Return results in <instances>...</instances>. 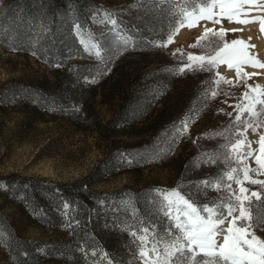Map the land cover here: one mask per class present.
<instances>
[{"label":"rangeland","instance_id":"374dc122","mask_svg":"<svg viewBox=\"0 0 264 264\" xmlns=\"http://www.w3.org/2000/svg\"><path fill=\"white\" fill-rule=\"evenodd\" d=\"M47 1L0 0V16L4 9L12 7L23 16L31 5L43 12L48 10ZM230 2L233 0H180V3L90 0L86 6L94 16L85 23L74 20L71 29L81 47L86 49L90 43L98 46L96 50L107 61L103 67L110 69L105 75H97L101 61L87 50H82L86 58L67 60L65 66L57 68L33 54L35 50L30 45L37 34L32 35L28 44L13 48L9 44L4 46L0 36V176L17 174L65 182L91 173L89 183L101 191H116L123 186L131 191L149 187L161 202L162 214L146 222L141 232L121 227L112 214L108 215L109 204H106V219L99 224L98 235L106 243L111 264H144L139 252L147 253L152 237L159 238L175 223V207L171 216L165 215L167 209L163 204L167 201L161 192L175 190L198 207L219 204L222 200L226 203L230 195L228 184L242 198L250 196L252 191L264 193V185L250 183L251 180L264 182V151L260 144L264 126L253 123L248 127L235 119L237 115L242 120L250 118L247 112L240 113L237 105L248 104L252 97L264 99L258 96L264 92V68L241 63V73L249 74L241 79L236 68L229 69L223 61L203 71L199 70V62L187 59L189 54L214 56L225 43L241 40L244 45L226 49L225 53L247 51L264 63V33L260 31L264 0L244 4L240 15H234L231 22L221 15L220 8L221 3ZM257 4L261 7H255ZM209 7L212 20L199 19L194 21V26H187L189 21L184 12L197 16L201 8ZM235 11L225 9L228 14ZM106 12L111 14V19L105 16ZM161 13L169 20L172 17L163 42L166 47L153 43L135 54L130 50L129 40L135 38L137 29L147 27L150 18ZM180 19L185 20V26L179 25ZM237 19L255 22L241 24L235 22ZM48 25L49 20H44V26ZM89 25L96 27L95 30L89 29ZM206 29L215 33L223 31L224 35H205ZM189 64H193V69L179 72ZM58 72L69 74L70 86L61 95L57 90L62 83ZM260 107L264 106L257 105ZM131 111L137 115L129 114V121L125 114ZM250 119L264 124V115ZM238 139L244 143L234 150ZM249 152L251 155H245ZM123 155H135L136 166L123 161ZM210 157L219 158L210 162ZM257 157L260 164L256 163ZM233 168L237 171L232 175L241 184L227 179L226 173ZM246 168L255 169L247 173V178ZM220 177L224 179L217 190L215 185ZM204 181H210L212 187H205ZM241 187L248 191L241 193ZM122 201L117 197L114 203L120 207ZM24 211L29 212L27 208ZM224 211L227 213L226 207ZM251 211L254 215H264V202L254 203ZM29 219L21 212L18 201L0 195V232L3 233L0 264H71L57 255L9 254L5 248L9 229L36 240L67 241L68 226L54 228ZM231 219L229 216L228 220ZM239 225L237 221L236 226ZM229 226L222 225L225 229ZM256 236L264 240V225L256 230ZM216 239L223 243L222 236Z\"/></svg>","mask_w":264,"mask_h":264},{"label":"trees","instance_id":"16d2710c","mask_svg":"<svg viewBox=\"0 0 264 264\" xmlns=\"http://www.w3.org/2000/svg\"><path fill=\"white\" fill-rule=\"evenodd\" d=\"M89 1L48 0V10L42 12L36 5H31L23 16L13 7L6 8L0 16L1 42L13 48L19 44H28L32 35L37 34L34 43L30 45L34 53L45 63L55 64L57 68L65 66L67 60L86 58L82 53L86 49L78 43V37L72 32L71 26L74 20L85 23L94 16L87 9ZM44 20H49L48 27L44 26ZM171 20L172 17L169 20L162 13L150 18L147 27L137 29L133 34L135 38L129 40L130 50L138 55L153 43L163 44ZM95 28L89 25V29L94 31ZM57 74L62 77L61 85L57 86L61 95V91L65 92L70 86L67 79L69 74ZM135 111L127 112L125 118L131 121L128 115H137ZM134 159L135 155L122 156L123 161L136 166ZM91 176L90 173L84 178L65 182L17 174L0 176V195L18 201L21 212L28 219L54 228L64 224L70 231L67 241L59 242L22 237L9 229L10 237L5 246L9 254L27 257L36 252L41 255H57L60 260H67L71 264H111L106 243L98 235L99 224L106 219V204H109L108 215L112 214L121 227L138 232H141L146 222L162 214L161 202L149 187L131 191L123 186L116 191L106 192L92 188L88 180ZM117 197L124 199L120 207L114 203ZM24 208L29 212H25Z\"/></svg>","mask_w":264,"mask_h":264},{"label":"snow or ice","instance_id":"6c2138e0","mask_svg":"<svg viewBox=\"0 0 264 264\" xmlns=\"http://www.w3.org/2000/svg\"><path fill=\"white\" fill-rule=\"evenodd\" d=\"M157 2V0H154ZM162 3H167L168 0H160ZM176 3H180V0H175ZM244 4H253V0H239L236 3L235 0L228 4L221 3V15H226L227 19L231 22L233 21L234 15H240V9H242ZM215 6V4L213 5ZM255 7H261V5H255ZM235 9L234 14H228L225 9ZM105 16L111 19L110 13H105ZM183 16L189 21L188 27L194 26V21L199 19H209L212 20L213 14L211 7L201 8L199 15L194 16L192 13L184 12ZM219 23V21H215ZM235 22L241 24H247L255 22L254 20L247 19H237ZM115 23V21H113ZM261 33H264V20L260 21ZM179 25L181 27L185 26V20L180 19ZM232 31H237L233 29ZM207 33H212L213 35L223 36V31L219 33L213 32L212 29H206L205 35ZM198 38L197 43L200 39ZM84 43L83 41H81ZM171 42V37L169 38ZM127 43V42H125ZM245 42L241 40H233L231 44L225 43L223 48L216 51V54L206 56H193L188 55L187 59L193 62H199V70L209 71L211 67H215L218 61H223L227 63L229 69L235 67L236 75L238 78L243 79L247 77L248 73H241V63H251L252 65H258L264 68V63L255 59L253 56L249 55L247 51L238 52H227L226 49L232 48L236 45H244ZM159 47H166V45L161 44ZM86 50L90 53H94L97 59L101 61V67L97 68V75H105L107 71L106 67H103L107 63L101 53L96 50L97 45L95 43L87 44ZM254 47V46H252ZM15 50V49H14ZM221 53H225L221 55ZM35 55V53H33ZM175 55V53H174ZM206 61V63H205ZM185 68L193 69V64L185 65L179 69L180 73L185 71ZM223 79V78H222ZM91 82H95L94 80ZM231 83V81H225ZM215 95V93H213ZM245 96L248 93L244 94ZM260 97H264V92L258 94ZM257 105L264 106V99L258 97H252L250 102L246 105H237L240 109V113L247 112L250 118H256L264 115V107L257 108ZM228 115H232L229 113ZM246 118L241 119V115L235 117L236 121L240 124H246L251 127L253 123L256 126H264L258 119L252 120ZM185 127H186V122ZM255 129H253L254 131ZM182 134V133H181ZM222 135V133H218ZM244 143V141L237 140L236 144L233 145V149L236 150L238 147ZM261 150L264 151V135L260 137ZM245 155H251V153H246ZM219 157H210V162H215ZM227 159V158H226ZM256 163L260 164L261 160L259 157L256 159ZM237 170L235 168L231 169V172L226 173L228 180L235 179L237 184H241L242 181L236 179L232 173ZM255 171V169L246 168L244 169L245 177L247 178V173ZM223 177L219 178V182L215 185L217 190L223 182ZM205 187H212L210 181L202 182ZM252 184H262L264 182L251 180ZM227 190L230 195L226 198V203L222 200L219 204H214L212 206L204 205L198 207L191 202L189 199L185 198L179 192L173 190L170 193L161 194L164 196V200L167 201L163 204V208L167 209L165 211L166 216H171L172 209L175 207L176 215L174 217L175 223L170 225V227L157 238L153 236L151 239V247L148 248L147 253L145 251L139 252V258L143 260L144 264H264V240L258 239L256 236V230L264 225V215L256 214L254 215L251 211L253 204L257 202H264V193L258 191H252L250 196H244L243 198L236 195L235 192L231 190V185H226ZM248 189L241 187L240 192L244 193ZM235 197V202L233 201ZM252 198H255L253 200ZM246 202V203H245ZM180 205H183L182 208ZM67 207V205H65ZM227 208V213H225L224 208ZM239 213L234 215V213ZM201 213H206L207 215H202ZM231 216L232 219L229 221L228 217ZM183 217V219H181ZM240 221V225L236 226V222ZM225 223L230 226L225 229L222 227ZM147 233L148 229H144ZM135 236V233H133ZM223 237V243L219 244L217 237ZM141 242H144V237H141ZM3 242V233L0 232V243ZM150 253V255H148Z\"/></svg>","mask_w":264,"mask_h":264}]
</instances>
